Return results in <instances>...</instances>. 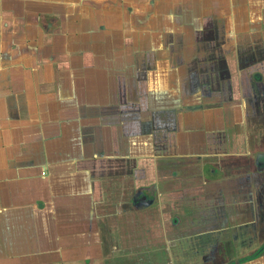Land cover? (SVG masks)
Here are the masks:
<instances>
[{"label": "crops", "instance_id": "obj_1", "mask_svg": "<svg viewBox=\"0 0 264 264\" xmlns=\"http://www.w3.org/2000/svg\"><path fill=\"white\" fill-rule=\"evenodd\" d=\"M263 176L264 0H0V264H228Z\"/></svg>", "mask_w": 264, "mask_h": 264}, {"label": "flooded vegetation", "instance_id": "obj_2", "mask_svg": "<svg viewBox=\"0 0 264 264\" xmlns=\"http://www.w3.org/2000/svg\"><path fill=\"white\" fill-rule=\"evenodd\" d=\"M258 169H259V167H258ZM259 180L260 179H255L253 181V183L255 185V196H258L260 198L259 201L263 202V205L259 206V210L260 209L263 210L264 209V176H263L262 181L261 180L259 181ZM255 217H256V215H255ZM262 254H264V243L262 245H260L259 247H257L256 249H254V251L252 253L243 255L236 260H232L228 264L244 263L246 261L257 258V257L261 256Z\"/></svg>", "mask_w": 264, "mask_h": 264}, {"label": "rangeland", "instance_id": "obj_3", "mask_svg": "<svg viewBox=\"0 0 264 264\" xmlns=\"http://www.w3.org/2000/svg\"><path fill=\"white\" fill-rule=\"evenodd\" d=\"M257 226H258V228H264V223H259V224H257ZM258 228H255L256 230H258Z\"/></svg>", "mask_w": 264, "mask_h": 264}]
</instances>
